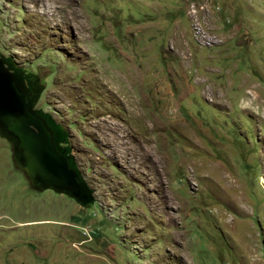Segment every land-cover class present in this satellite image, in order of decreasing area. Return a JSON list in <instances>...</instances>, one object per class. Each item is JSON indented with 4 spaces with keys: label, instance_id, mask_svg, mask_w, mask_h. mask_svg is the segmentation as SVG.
Returning <instances> with one entry per match:
<instances>
[{
    "label": "rangeland",
    "instance_id": "374dc122",
    "mask_svg": "<svg viewBox=\"0 0 264 264\" xmlns=\"http://www.w3.org/2000/svg\"><path fill=\"white\" fill-rule=\"evenodd\" d=\"M0 53L94 196L0 135V264H264V0H0Z\"/></svg>",
    "mask_w": 264,
    "mask_h": 264
},
{
    "label": "water",
    "instance_id": "95a60500",
    "mask_svg": "<svg viewBox=\"0 0 264 264\" xmlns=\"http://www.w3.org/2000/svg\"><path fill=\"white\" fill-rule=\"evenodd\" d=\"M29 88L21 74L9 72L0 54V135L11 145V158L31 186L70 196L85 206L94 200L91 188L69 149L59 147L57 128L35 106L42 88L32 77Z\"/></svg>",
    "mask_w": 264,
    "mask_h": 264
},
{
    "label": "flooded vegetation",
    "instance_id": "af4514ba",
    "mask_svg": "<svg viewBox=\"0 0 264 264\" xmlns=\"http://www.w3.org/2000/svg\"><path fill=\"white\" fill-rule=\"evenodd\" d=\"M1 54V53H0ZM1 60L3 61V64H4V67L7 68V70H9V72H13V73H18V74H21V76L23 77L24 79V86L26 89L29 88V85L31 84L30 81L33 80V78L25 73L22 72V70H20L17 65H14L13 63H11L9 61V59H6L2 56L1 54ZM27 79H29L30 81H28ZM40 111V110H38ZM41 115H43V117H46L47 119H49V121L52 122L53 124V127L56 128L62 132V129L60 128V126L48 115V114H45V113H42L40 111ZM57 132V130H56ZM58 134V133H57ZM59 135V138H58V142H59V147H61V149H69L66 142H65V139L63 138L62 134H58ZM68 154H70V152H68ZM32 188H39V187H36V186H32ZM39 190V189H38ZM89 204V203H88ZM88 204H86L85 206H87Z\"/></svg>",
    "mask_w": 264,
    "mask_h": 264
},
{
    "label": "trees",
    "instance_id": "16d2710c",
    "mask_svg": "<svg viewBox=\"0 0 264 264\" xmlns=\"http://www.w3.org/2000/svg\"><path fill=\"white\" fill-rule=\"evenodd\" d=\"M57 128V127H56ZM57 133L58 134H62V136H63V138L65 139V142H66V144H67V138H66V134L62 131V132H60L58 129H57Z\"/></svg>",
    "mask_w": 264,
    "mask_h": 264
},
{
    "label": "bare ground",
    "instance_id": "6f19581e",
    "mask_svg": "<svg viewBox=\"0 0 264 264\" xmlns=\"http://www.w3.org/2000/svg\"><path fill=\"white\" fill-rule=\"evenodd\" d=\"M156 160V159H155ZM158 167V166H157ZM155 169V168H154Z\"/></svg>",
    "mask_w": 264,
    "mask_h": 264
}]
</instances>
